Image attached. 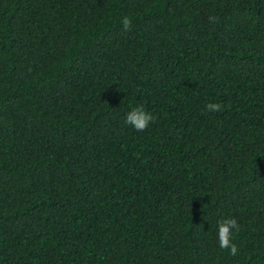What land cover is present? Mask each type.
<instances>
[{
	"label": "trees",
	"instance_id": "trees-1",
	"mask_svg": "<svg viewBox=\"0 0 264 264\" xmlns=\"http://www.w3.org/2000/svg\"><path fill=\"white\" fill-rule=\"evenodd\" d=\"M0 264H264V0H0Z\"/></svg>",
	"mask_w": 264,
	"mask_h": 264
},
{
	"label": "clouds",
	"instance_id": "clouds-1",
	"mask_svg": "<svg viewBox=\"0 0 264 264\" xmlns=\"http://www.w3.org/2000/svg\"><path fill=\"white\" fill-rule=\"evenodd\" d=\"M132 21L125 17L122 19L124 30L131 27ZM206 109L210 112L222 110L221 105L218 103H210L206 105ZM154 121L152 113L148 112L142 106L131 108L124 117V124L132 128L134 131H144ZM240 231L236 219L231 217H222L217 221L216 238L220 249L228 250L231 256H237L238 249L233 242L236 233Z\"/></svg>",
	"mask_w": 264,
	"mask_h": 264
}]
</instances>
